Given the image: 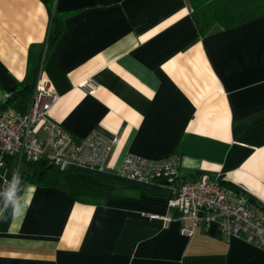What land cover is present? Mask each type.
I'll return each mask as SVG.
<instances>
[{"label":"crops","instance_id":"1","mask_svg":"<svg viewBox=\"0 0 264 264\" xmlns=\"http://www.w3.org/2000/svg\"><path fill=\"white\" fill-rule=\"evenodd\" d=\"M48 4L62 17L49 46ZM39 69L57 92L54 120L112 139L103 169L65 171L119 190L83 200L0 154V264H264V249L243 233L223 240L216 222L182 235L191 221L167 189L117 173L127 153L177 154L181 178L203 172L264 205V15L201 35L187 0H0V101L24 113ZM25 77L32 90L15 94Z\"/></svg>","mask_w":264,"mask_h":264},{"label":"built area","instance_id":"2","mask_svg":"<svg viewBox=\"0 0 264 264\" xmlns=\"http://www.w3.org/2000/svg\"><path fill=\"white\" fill-rule=\"evenodd\" d=\"M87 92L99 84L93 79L80 83ZM0 101V154L15 155L22 160H43L60 169L72 166L103 169L112 139L91 130L82 138L74 137L50 116V108L57 100V92L39 69L28 109L16 111ZM3 161H0V166ZM181 160L177 154L163 159H150L127 153L117 173L135 185L146 188L164 187L168 193V207L177 208L179 221L190 219V226H182L180 233L191 236L200 222H216L221 238L245 234L251 244L264 249V209L251 202L244 190L226 186L216 177L201 174L195 179L180 178ZM150 217H158L151 214ZM164 223L173 217L161 216Z\"/></svg>","mask_w":264,"mask_h":264},{"label":"trees","instance_id":"3","mask_svg":"<svg viewBox=\"0 0 264 264\" xmlns=\"http://www.w3.org/2000/svg\"><path fill=\"white\" fill-rule=\"evenodd\" d=\"M191 14L197 25L199 33L204 34L214 23H219L223 27L228 28L243 23L253 18L264 15V0H187ZM51 11V17L46 34L47 46L53 44L62 29V17L56 11H53L51 5L48 4ZM37 72V68L35 70ZM28 78V77H27ZM25 77L21 83L16 86L14 93H27L32 90L33 82L28 81ZM22 85V86H21ZM21 87V88H20ZM9 96L6 98L8 100ZM2 159L6 157L18 159L15 155L9 153L1 154ZM23 173L30 181L43 182L45 184H60L71 190L78 198L92 202H101L106 195L115 194L119 187L101 183L93 178L67 173L64 169L57 168L47 164L43 160H22ZM21 172V171H20ZM203 172L190 174L189 179L199 177ZM181 178V177H180ZM230 188L242 190L230 182H223ZM251 202H254L264 209V205H260L255 198L248 194Z\"/></svg>","mask_w":264,"mask_h":264}]
</instances>
